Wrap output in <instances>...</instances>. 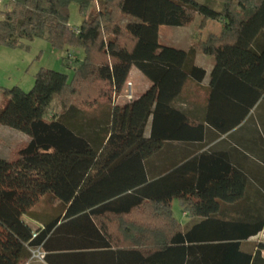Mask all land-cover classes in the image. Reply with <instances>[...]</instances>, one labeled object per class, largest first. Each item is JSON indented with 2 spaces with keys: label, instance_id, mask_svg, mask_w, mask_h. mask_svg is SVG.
Masks as SVG:
<instances>
[{
  "label": "trees",
  "instance_id": "1",
  "mask_svg": "<svg viewBox=\"0 0 264 264\" xmlns=\"http://www.w3.org/2000/svg\"><path fill=\"white\" fill-rule=\"evenodd\" d=\"M214 1L221 9L196 0H7L9 8L0 12V47L44 37L52 47L80 48L84 56L75 65L63 62L71 76L41 66L28 91L0 88V124L29 137L16 159L0 158V264H25L29 247L44 245L56 221L32 237L21 217L46 195L63 206L65 218L114 197L134 203L131 218L114 220L131 238H112L98 221L106 236L102 243L116 251L115 264L264 262V243L256 244L252 261L241 249L243 240L264 228V219L228 222L219 234L223 240L195 242L193 232L205 225L185 232L173 217V199L203 216L217 211L218 200L241 202L247 181L238 168L224 163L223 174L215 176L198 161L149 181L145 167L167 141H201L204 123L225 133L264 104V0ZM72 2L83 16L77 33L69 23ZM196 15L198 30L211 20L222 23L220 31L187 51L159 42L160 26H186ZM196 51L214 59L203 122L174 106L188 80L204 79L205 70L194 64ZM132 66L151 86L117 102ZM54 100L60 110L47 118ZM261 143L264 164V135Z\"/></svg>",
  "mask_w": 264,
  "mask_h": 264
},
{
  "label": "crops",
  "instance_id": "2",
  "mask_svg": "<svg viewBox=\"0 0 264 264\" xmlns=\"http://www.w3.org/2000/svg\"><path fill=\"white\" fill-rule=\"evenodd\" d=\"M80 24L81 22H78L74 25L79 26ZM221 26L218 31H220ZM194 42L191 39L183 47L166 46L187 51ZM72 51L78 54V60L83 58V50L74 48ZM213 60L211 56L198 51L195 52L194 64L205 70L204 79L199 83L188 80L185 90L174 101L176 108L200 122H203L205 89L209 83ZM132 73L142 77L144 83L135 91L134 96L137 98L145 90H148L151 82L135 66L131 67L128 77ZM260 105L255 106L245 120L230 131L219 133L204 123V137L201 141H167L159 151L145 160L149 181L167 178L175 168L186 163L198 166V161L202 163V166L208 167L204 168L203 172H208L210 175H222L224 163L235 166L244 174L247 182L241 202L229 203L218 200L217 211L211 212L208 216L193 215L178 199L171 201L173 217L182 225L185 232L190 231L198 224L205 225L204 228L193 232L192 240H199L195 242L223 240L219 234L226 233L228 222H254L264 219V164L262 162L261 143V137L264 135V106L260 108ZM251 117H254L253 122H249ZM150 131L149 119L144 132L146 137L149 136ZM211 163L213 168L210 167ZM117 198L101 201L82 213L66 218L64 217L65 209L63 206L53 204L52 199L49 206L50 210L46 216L41 218L33 215L36 210L24 214L21 218L33 231L56 221L46 236L44 245L41 246L45 251L44 259L29 258L25 264H115L116 251L113 247L102 243V238H106V236L98 221L102 220V224L111 233L112 238H131V231L125 232L120 222L114 220L121 221L123 216L127 214H130L131 218L132 209L136 207L133 205L134 203ZM80 214L82 216L79 218ZM78 219H81V224ZM259 242L264 243V228L241 242L242 251L251 254V261L256 251V244ZM260 256L264 259V249L260 251ZM256 264H264V262L259 260Z\"/></svg>",
  "mask_w": 264,
  "mask_h": 264
},
{
  "label": "rangeland",
  "instance_id": "3",
  "mask_svg": "<svg viewBox=\"0 0 264 264\" xmlns=\"http://www.w3.org/2000/svg\"><path fill=\"white\" fill-rule=\"evenodd\" d=\"M201 4H205L215 10L222 7V3L214 0H196ZM97 7L94 3L93 8ZM9 8L7 0H0V12ZM69 23L71 26L81 22L82 15L78 12V5L72 2L69 6ZM201 17L196 15L193 21L184 26L162 25L159 27V42L164 45L185 46L187 41L191 39H205L209 33L218 32L221 22L208 20L203 30H198ZM22 46L10 48L6 46L0 47V88L19 86L22 90L28 91L34 83L35 73L42 67L57 70L71 76L72 69L68 68L63 62L69 65H75L78 61V54L72 50L76 47L65 46L63 49L52 47L44 37H35L33 40H21ZM80 49V48H79ZM81 50V49H80ZM142 77L130 74L126 82H131V91L135 95L137 88L141 87ZM128 84L125 83L124 88ZM123 88V89H124ZM122 92L116 95L114 99L122 102ZM1 96V95H0ZM113 99V100H114ZM264 104L260 108H263ZM60 110L56 100L52 101L48 106L46 117L51 118ZM97 112V111H96ZM90 115L92 113H89ZM253 122L254 117L249 119ZM0 158L3 160H13L17 158L18 149L25 146L29 137L20 130L1 124L0 127ZM51 195L43 197L37 205L32 209L36 210L33 215L37 217L46 216L50 210Z\"/></svg>",
  "mask_w": 264,
  "mask_h": 264
},
{
  "label": "built area",
  "instance_id": "4",
  "mask_svg": "<svg viewBox=\"0 0 264 264\" xmlns=\"http://www.w3.org/2000/svg\"><path fill=\"white\" fill-rule=\"evenodd\" d=\"M73 30L77 33L78 32V28L76 26H73ZM128 84L127 88H124L122 91V99H124V101H131L134 98V95L131 91V82H126ZM120 96V95H119ZM36 236V231H32V237ZM30 250V255L29 258L30 259H38V260H43L45 257V251L41 248V246H35L34 247H29Z\"/></svg>",
  "mask_w": 264,
  "mask_h": 264
}]
</instances>
